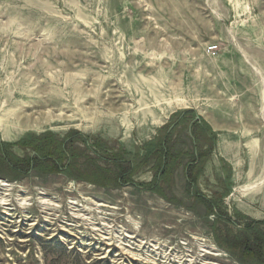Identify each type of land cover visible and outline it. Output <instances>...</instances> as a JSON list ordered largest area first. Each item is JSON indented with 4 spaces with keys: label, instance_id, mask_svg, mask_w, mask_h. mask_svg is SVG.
I'll use <instances>...</instances> for the list:
<instances>
[{
    "label": "rangeland",
    "instance_id": "rangeland-1",
    "mask_svg": "<svg viewBox=\"0 0 264 264\" xmlns=\"http://www.w3.org/2000/svg\"><path fill=\"white\" fill-rule=\"evenodd\" d=\"M49 133L58 170L28 144ZM0 141L32 161H0V264H245L224 241L264 221V0H0Z\"/></svg>",
    "mask_w": 264,
    "mask_h": 264
},
{
    "label": "trees",
    "instance_id": "trees-1",
    "mask_svg": "<svg viewBox=\"0 0 264 264\" xmlns=\"http://www.w3.org/2000/svg\"><path fill=\"white\" fill-rule=\"evenodd\" d=\"M176 127L177 126L174 125V128ZM171 131L169 132V136L172 134ZM169 136L166 137L165 142L159 144L157 151V155L159 157V174L153 187H151L153 191H157L162 195L164 194L160 182L163 181L164 183H167L169 181V177L172 173L171 170L173 169V167H175L177 162V157L170 154V151L168 150L166 145ZM70 138L71 137H67L66 139H59L56 138V136H54L53 134L49 133L40 138L34 139L31 143H28L33 145L34 150L39 155V158L36 159L35 164L37 163L38 165L39 161H42L43 159H52L54 157H58V160L49 161L53 163L55 169L58 170V165H60L59 163L67 158L68 153L70 152V150H72L71 143L73 141H71ZM7 148L8 145L0 141V161L2 163H8L13 167H18V164L20 163H25V165L27 166L31 164V160H18V164H14V162H12L10 158ZM193 165L195 164H191L187 171L188 177H190L191 173H193V170L195 169L194 167H192ZM201 200L206 204L210 212L217 213L218 219L228 220L229 222L231 221L227 213L221 212L220 210L218 212V205L216 204V202H213L212 200H209L205 197H203V199ZM239 216L242 217L241 215ZM243 228L244 229L237 236H233L232 233L229 232L226 240L224 241L226 249L230 253L237 255L238 259L245 264H264V221H252L245 224Z\"/></svg>",
    "mask_w": 264,
    "mask_h": 264
},
{
    "label": "bare ground",
    "instance_id": "bare-ground-1",
    "mask_svg": "<svg viewBox=\"0 0 264 264\" xmlns=\"http://www.w3.org/2000/svg\"><path fill=\"white\" fill-rule=\"evenodd\" d=\"M0 186L2 187V188H7V187H10V184H7L5 181H0ZM7 205V204H6Z\"/></svg>",
    "mask_w": 264,
    "mask_h": 264
},
{
    "label": "water",
    "instance_id": "water-1",
    "mask_svg": "<svg viewBox=\"0 0 264 264\" xmlns=\"http://www.w3.org/2000/svg\"><path fill=\"white\" fill-rule=\"evenodd\" d=\"M196 119L199 120V116H197Z\"/></svg>",
    "mask_w": 264,
    "mask_h": 264
},
{
    "label": "crops",
    "instance_id": "crops-1",
    "mask_svg": "<svg viewBox=\"0 0 264 264\" xmlns=\"http://www.w3.org/2000/svg\"><path fill=\"white\" fill-rule=\"evenodd\" d=\"M195 121L197 122V121H200V120H197V119H196Z\"/></svg>",
    "mask_w": 264,
    "mask_h": 264
}]
</instances>
